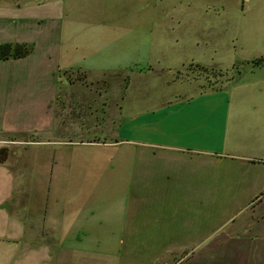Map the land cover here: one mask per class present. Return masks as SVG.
<instances>
[{"label":"crops","instance_id":"1","mask_svg":"<svg viewBox=\"0 0 264 264\" xmlns=\"http://www.w3.org/2000/svg\"><path fill=\"white\" fill-rule=\"evenodd\" d=\"M68 5L67 0H0V45L33 46L25 58L0 61V91L17 95L1 135L55 125L56 78L63 70L89 80L94 69L84 53L91 37L69 43ZM96 28L97 34L104 29L105 36H120L117 23ZM86 34L87 29L75 30L73 38ZM78 53L82 61L76 63ZM256 66L264 69V63ZM258 92L254 101L233 102L221 87L126 115L120 104L111 107L91 97V111L78 117L81 125L93 130L113 120L115 133L69 139L59 134L57 147L65 150H57V174L74 176L84 154L103 183L90 182L94 187L83 198V189L70 180L63 202L57 201L69 205L68 211L57 209V237L72 238L69 245L77 248L83 232H94L106 253L101 264H264V88ZM63 103L70 108L67 97ZM73 117L69 123L77 124ZM6 181L13 186L12 172ZM13 244L18 253L21 243ZM8 254L14 264V249Z\"/></svg>","mask_w":264,"mask_h":264},{"label":"rangeland","instance_id":"2","mask_svg":"<svg viewBox=\"0 0 264 264\" xmlns=\"http://www.w3.org/2000/svg\"><path fill=\"white\" fill-rule=\"evenodd\" d=\"M67 4L64 25L72 35L68 41L91 37L84 55L94 70L90 69L89 80L66 70L56 78L59 97L54 126L35 128L29 134H0V150H9L8 162L0 164V264H9L11 248L14 264H101L100 257L106 254L101 237L83 232L73 248L68 242L72 238L57 237L55 231L57 209L69 210V205L57 206V201L68 193L70 180L78 183V191L83 189V198L94 187L90 182L98 178L103 183L101 173L88 165L84 154L78 159L83 166L76 165L74 176L57 174V150H65L57 147L59 134L69 139L82 133L85 138L106 134L110 138L115 133L113 120L109 126L96 129L95 125L93 130L98 131L94 132L81 125L78 117L91 111V97L108 101L111 107L120 104L126 115L139 107L221 87L233 102L254 101L260 95L258 88H264V69L256 66L264 59V0H67ZM108 23L119 25L118 38L105 36L104 29L95 32L97 24ZM84 28L86 36L73 38L75 30ZM81 55L74 62H81ZM254 81L260 86L257 89L250 86ZM16 96L11 89L0 91V126ZM65 97L70 100L69 109H64ZM113 112L111 108V116ZM74 115L77 124L69 123ZM103 128L108 132L100 133ZM7 172L14 175L12 187L6 181ZM15 242L21 243L18 253ZM4 246L9 249L2 250Z\"/></svg>","mask_w":264,"mask_h":264},{"label":"trees","instance_id":"3","mask_svg":"<svg viewBox=\"0 0 264 264\" xmlns=\"http://www.w3.org/2000/svg\"><path fill=\"white\" fill-rule=\"evenodd\" d=\"M33 52V46L29 44H1L0 45V61L17 60L29 56ZM264 59L257 62L258 65L263 64ZM9 150L3 148L0 150V164H4L8 160Z\"/></svg>","mask_w":264,"mask_h":264}]
</instances>
